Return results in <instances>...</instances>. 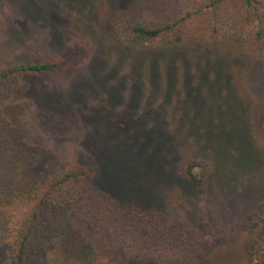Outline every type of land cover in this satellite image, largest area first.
I'll return each instance as SVG.
<instances>
[{
  "label": "rangeland",
  "instance_id": "374dc122",
  "mask_svg": "<svg viewBox=\"0 0 264 264\" xmlns=\"http://www.w3.org/2000/svg\"><path fill=\"white\" fill-rule=\"evenodd\" d=\"M41 1L0 5V40L58 63L24 77L28 87L5 102L6 117L29 144L88 168L127 204L189 227L203 247L193 264H246L245 220L264 201V48L221 51L225 68L214 72L187 57L188 71L177 65L172 81L187 97L162 102L166 46L114 34L112 0L66 9L65 0ZM32 2L53 29L28 18ZM185 161L197 183L183 173Z\"/></svg>",
  "mask_w": 264,
  "mask_h": 264
},
{
  "label": "trees",
  "instance_id": "16d2710c",
  "mask_svg": "<svg viewBox=\"0 0 264 264\" xmlns=\"http://www.w3.org/2000/svg\"><path fill=\"white\" fill-rule=\"evenodd\" d=\"M42 1L47 5L50 0ZM112 1L108 23L114 34L166 46L162 102L173 94L187 97L188 90L179 93L181 87L172 82L177 65L188 71L187 57L198 58V68L214 72L218 65V71L225 68L217 59L221 51L264 48V0H123L118 6V0ZM87 2L65 0L64 9ZM29 10L34 24L54 28L37 3ZM57 66L23 45L0 40V264H193L203 247L189 227L159 208L127 204L96 183L88 168L65 165L43 147L29 144L6 117L5 102L28 87L24 77ZM194 98L200 100L197 105L204 103L198 94ZM192 168L183 162L186 178L197 183ZM245 226L246 264H264V201L247 216Z\"/></svg>",
  "mask_w": 264,
  "mask_h": 264
}]
</instances>
